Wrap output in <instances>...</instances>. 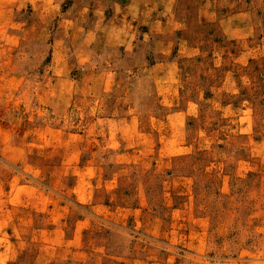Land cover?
<instances>
[{"label":"rangeland","instance_id":"1","mask_svg":"<svg viewBox=\"0 0 264 264\" xmlns=\"http://www.w3.org/2000/svg\"><path fill=\"white\" fill-rule=\"evenodd\" d=\"M0 264H264V0H0Z\"/></svg>","mask_w":264,"mask_h":264}]
</instances>
